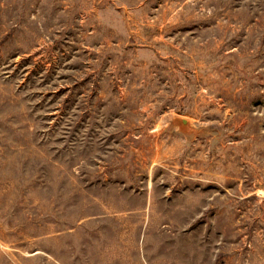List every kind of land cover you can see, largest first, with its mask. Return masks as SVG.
Returning <instances> with one entry per match:
<instances>
[{"label":"rangeland","instance_id":"rangeland-1","mask_svg":"<svg viewBox=\"0 0 264 264\" xmlns=\"http://www.w3.org/2000/svg\"><path fill=\"white\" fill-rule=\"evenodd\" d=\"M0 264H264V0H0Z\"/></svg>","mask_w":264,"mask_h":264}]
</instances>
